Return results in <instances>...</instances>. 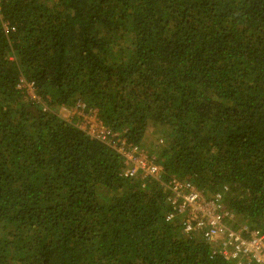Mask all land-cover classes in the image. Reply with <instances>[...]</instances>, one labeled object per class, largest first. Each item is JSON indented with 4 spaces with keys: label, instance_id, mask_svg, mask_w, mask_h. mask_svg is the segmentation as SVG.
Listing matches in <instances>:
<instances>
[{
    "label": "trees",
    "instance_id": "1",
    "mask_svg": "<svg viewBox=\"0 0 264 264\" xmlns=\"http://www.w3.org/2000/svg\"><path fill=\"white\" fill-rule=\"evenodd\" d=\"M172 181L264 234V0H0V264H236L183 231Z\"/></svg>",
    "mask_w": 264,
    "mask_h": 264
},
{
    "label": "built area",
    "instance_id": "2",
    "mask_svg": "<svg viewBox=\"0 0 264 264\" xmlns=\"http://www.w3.org/2000/svg\"><path fill=\"white\" fill-rule=\"evenodd\" d=\"M28 84L31 87V84ZM79 106L83 104H77L73 110L79 112ZM82 115L86 120L81 121L80 126L92 136L105 140L109 130L94 116L87 119L88 115ZM123 146L125 147L124 140L120 139H116L112 145L123 156L126 166L122 173L125 176L133 177L140 171L143 177H157L161 166L153 161L152 156L143 147ZM166 186L172 194V199L169 198L172 201V213L182 215L184 232L199 231L214 250L225 258L236 260V264L243 262L264 264V234L257 229H248L244 225L234 229L227 224V221L233 219V215L223 206L222 192L205 195L188 181H172Z\"/></svg>",
    "mask_w": 264,
    "mask_h": 264
},
{
    "label": "rangeland",
    "instance_id": "3",
    "mask_svg": "<svg viewBox=\"0 0 264 264\" xmlns=\"http://www.w3.org/2000/svg\"><path fill=\"white\" fill-rule=\"evenodd\" d=\"M21 86L25 87V89H26V91H27V93L29 94L30 97L36 98L32 88L29 86L28 83H23V85L21 84L20 87ZM36 99H38V98H36ZM58 113H59V115L61 117L65 118V119H69L70 116L72 115L70 109H65L63 107L60 110H58Z\"/></svg>",
    "mask_w": 264,
    "mask_h": 264
},
{
    "label": "crops",
    "instance_id": "4",
    "mask_svg": "<svg viewBox=\"0 0 264 264\" xmlns=\"http://www.w3.org/2000/svg\"><path fill=\"white\" fill-rule=\"evenodd\" d=\"M75 112H76L75 110H72V111H71L72 114H75ZM76 114H80V115H82V113H80V112H76ZM82 116H83V115H82ZM82 120H83V121L86 120L84 116L82 117Z\"/></svg>",
    "mask_w": 264,
    "mask_h": 264
},
{
    "label": "clouds",
    "instance_id": "5",
    "mask_svg": "<svg viewBox=\"0 0 264 264\" xmlns=\"http://www.w3.org/2000/svg\"><path fill=\"white\" fill-rule=\"evenodd\" d=\"M71 110H73V108H71ZM80 113L84 114L83 112L79 111ZM210 195V194H209Z\"/></svg>",
    "mask_w": 264,
    "mask_h": 264
}]
</instances>
